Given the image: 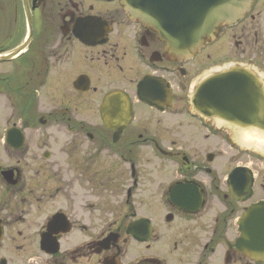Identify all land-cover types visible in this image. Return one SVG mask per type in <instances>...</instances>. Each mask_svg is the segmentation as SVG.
I'll return each mask as SVG.
<instances>
[{
	"label": "flooded vegetation",
	"instance_id": "af4514ba",
	"mask_svg": "<svg viewBox=\"0 0 264 264\" xmlns=\"http://www.w3.org/2000/svg\"><path fill=\"white\" fill-rule=\"evenodd\" d=\"M263 11L184 58L121 0H0V264H264L240 227L264 153L193 102L253 22L264 89Z\"/></svg>",
	"mask_w": 264,
	"mask_h": 264
},
{
	"label": "water",
	"instance_id": "95a60500",
	"mask_svg": "<svg viewBox=\"0 0 264 264\" xmlns=\"http://www.w3.org/2000/svg\"><path fill=\"white\" fill-rule=\"evenodd\" d=\"M254 0H121L126 16L154 31L169 54L192 56L223 25L237 23ZM203 114L239 129L264 133V89L257 77L239 66H228L203 80L193 96ZM214 110V112H213ZM263 229L260 231V225ZM241 249L251 260H264V204L253 205L240 222Z\"/></svg>",
	"mask_w": 264,
	"mask_h": 264
},
{
	"label": "rangeland",
	"instance_id": "374dc122",
	"mask_svg": "<svg viewBox=\"0 0 264 264\" xmlns=\"http://www.w3.org/2000/svg\"><path fill=\"white\" fill-rule=\"evenodd\" d=\"M263 13H264V11H263ZM256 23L257 22H253V23L249 24L250 26L247 27L245 32H242L241 30H238L236 32V35H237L236 39L241 38L243 41V44L241 46H237L239 48L234 46V43L231 40H229L228 36L222 38L221 44L223 45L224 50L221 53H217V55L215 56V62L214 63H215L216 70L221 69L223 67H226L227 65H236V64H241V65L247 66L249 69L255 70L254 65L248 64V63L244 62V60H245V58L253 59V58L257 57V51L255 49V46L252 45V42H253L252 34H254V30H255V28H253V26L256 27ZM245 41H246V43L244 44ZM249 41L251 43L250 49L248 48ZM237 52H239V53H237ZM236 55H237V57H236L237 61H234L233 56H236ZM242 58L244 60H242ZM237 137H238V135H237ZM232 139L242 149H248V150H253V151L257 152V150H255L254 148H243L240 141H239V137L236 138L233 136ZM249 163H250V166L254 167L256 171L261 170V169L258 170V168H260L261 165L257 164L255 161H252V159H249L246 161V164H249ZM261 163L264 166V162H261Z\"/></svg>",
	"mask_w": 264,
	"mask_h": 264
},
{
	"label": "bare ground",
	"instance_id": "6f19581e",
	"mask_svg": "<svg viewBox=\"0 0 264 264\" xmlns=\"http://www.w3.org/2000/svg\"><path fill=\"white\" fill-rule=\"evenodd\" d=\"M232 130V136L236 138L239 137V141L243 148H254L257 151L264 153V135L259 134L258 131L252 129L242 131Z\"/></svg>",
	"mask_w": 264,
	"mask_h": 264
}]
</instances>
